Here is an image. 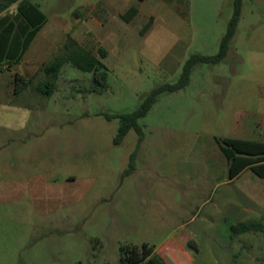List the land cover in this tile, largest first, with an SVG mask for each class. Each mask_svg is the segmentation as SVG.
I'll return each mask as SVG.
<instances>
[{
	"label": "rangeland",
	"instance_id": "obj_1",
	"mask_svg": "<svg viewBox=\"0 0 264 264\" xmlns=\"http://www.w3.org/2000/svg\"><path fill=\"white\" fill-rule=\"evenodd\" d=\"M30 1L47 22L21 62L0 70V264H117L121 244L157 246L183 230L196 246L190 264H264L263 236L247 250L228 230L213 236L214 185L202 179L214 136L229 134L232 95L264 92V0L242 1L221 62L193 66L184 88L160 93L138 120L142 141L124 177L139 134L115 143L119 118L106 115L131 113L153 87L176 82L191 54H216L233 0ZM130 6L138 12L126 21ZM67 34L98 57L106 50L102 91L69 62L51 94L36 90L38 68ZM15 72L35 74L19 93Z\"/></svg>",
	"mask_w": 264,
	"mask_h": 264
},
{
	"label": "trees",
	"instance_id": "obj_2",
	"mask_svg": "<svg viewBox=\"0 0 264 264\" xmlns=\"http://www.w3.org/2000/svg\"><path fill=\"white\" fill-rule=\"evenodd\" d=\"M243 0H233V13L228 21L226 31L221 39L219 51L214 55H202L193 53L185 61L179 78L174 83H164L153 87L144 97L141 104L131 113H119L106 115L107 118L118 117L119 126L114 137L115 143H120L130 129L138 134L136 149L129 156L128 166L124 169L122 177L134 170L136 150L142 141V129L138 120L146 115L151 106L157 101L160 93L164 91H177L184 88L189 75L198 63L217 64L227 55L229 44L233 38L240 17ZM16 4L11 14L0 16V70L10 68L21 62L22 57L40 29L47 22V17L37 3L30 0H0V13ZM138 12L137 7L130 6L122 18L129 21ZM149 23H147L148 25ZM103 47L98 48L99 57L82 46L76 39L67 34L62 45L61 52L54 55L48 62L38 68L37 72H43L45 78L36 84V90L40 93L51 94L56 88V78L61 67L71 63L74 67L92 73V85L90 91H102L106 87L107 69L101 58L106 56ZM35 74L25 76L19 72L14 73V93H19L27 88L34 80ZM215 141L226 158L228 178L235 177L242 169L248 167L258 176H264V142L241 139L234 137H215ZM233 233L261 232L264 236V224L260 221L239 222L231 226ZM185 246L193 253L196 250L195 242L189 238ZM120 256L117 264H171L165 258L157 254L154 246L146 242L137 244H121ZM179 264H187L179 254L176 255ZM102 264H110L105 261Z\"/></svg>",
	"mask_w": 264,
	"mask_h": 264
},
{
	"label": "crops",
	"instance_id": "obj_3",
	"mask_svg": "<svg viewBox=\"0 0 264 264\" xmlns=\"http://www.w3.org/2000/svg\"><path fill=\"white\" fill-rule=\"evenodd\" d=\"M39 32L32 40L24 55L30 50ZM232 96L231 100L234 101V107L231 110V116L228 121L229 134L216 136L264 142V92L261 91L254 95L242 93ZM248 100H251L252 106L248 104ZM216 146L217 149L215 150L214 148L213 156L210 158L209 168L202 175V179L210 180L214 185L209 211V219H211L214 228L213 236H218L220 230L221 233L228 230L225 233L227 237L232 239V235H237L242 248L247 250L254 244H261V236L263 234L261 232L236 234L231 231V226L239 222L250 221H260L264 224V176H258L254 171L246 167L235 177L228 178L226 158L220 151L217 143ZM246 233L249 234L248 238L241 237ZM189 238L193 239L190 231H178L165 238L157 246H154V250L171 264H179L177 262V254L182 257L183 261L188 260L187 264H190L192 253L185 246V242ZM215 244L220 245L219 242ZM218 247L214 246L213 252L215 250L219 251Z\"/></svg>",
	"mask_w": 264,
	"mask_h": 264
}]
</instances>
